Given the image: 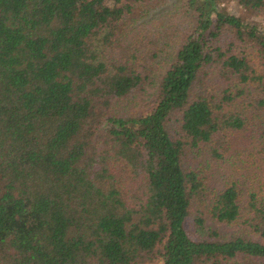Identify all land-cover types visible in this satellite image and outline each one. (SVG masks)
Segmentation results:
<instances>
[{"label": "trees", "instance_id": "1", "mask_svg": "<svg viewBox=\"0 0 264 264\" xmlns=\"http://www.w3.org/2000/svg\"><path fill=\"white\" fill-rule=\"evenodd\" d=\"M162 1L0 0V264H264V0H187L168 59Z\"/></svg>", "mask_w": 264, "mask_h": 264}, {"label": "rangeland", "instance_id": "2", "mask_svg": "<svg viewBox=\"0 0 264 264\" xmlns=\"http://www.w3.org/2000/svg\"><path fill=\"white\" fill-rule=\"evenodd\" d=\"M186 1L187 0H164L156 8L148 12L145 11V9H142L144 10L143 15H141L139 19L130 26V30L134 31L136 28H138L140 32L147 30V34H142V37L149 36L152 37V39L155 38L156 40L163 39L161 42L169 44V46L165 48V53L163 52L164 59H168V56H172L173 53L171 47L173 40L176 39H174V37H176L175 32L180 33L184 29L188 28L193 22V14L188 8ZM235 1L236 0H223L220 6L226 11H235L237 10ZM142 10L140 11V14L142 13ZM242 12H245V15L248 19H251V21L256 23L260 22V25L264 30V16H257L256 14L251 15L246 11ZM166 23L170 26V30L164 33V26ZM157 74L158 73H156V75ZM151 93H153V89L148 86L144 92V98H137L138 100L134 102L132 101L131 103H128L127 100L122 102L121 105H119L121 111L127 116L143 112L147 108L146 103L149 100ZM242 147L244 149H241V154L238 157L230 156V158L225 162L221 159L216 160L209 158L204 151L200 155L192 156V158L194 159L195 164H199V168L204 171V174L215 182L224 176H228L229 174H236V167H238V165H242L240 164V161L244 163V166L247 164V167L251 166L253 168L250 173L245 174L253 178V174L251 173L259 171V163L255 162L256 158L255 156H252L255 153L254 151L245 149L244 146ZM200 164L202 167H200ZM238 172L241 173V169ZM217 226L221 227V230L228 234L235 232V229L231 226L223 224H217ZM253 237L257 239L256 235ZM154 264H160V262H156Z\"/></svg>", "mask_w": 264, "mask_h": 264}]
</instances>
